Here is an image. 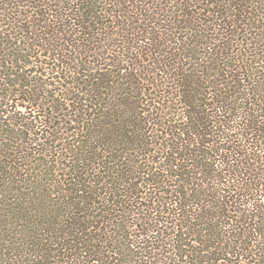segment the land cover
<instances>
[{
	"label": "trees",
	"instance_id": "trees-1",
	"mask_svg": "<svg viewBox=\"0 0 264 264\" xmlns=\"http://www.w3.org/2000/svg\"><path fill=\"white\" fill-rule=\"evenodd\" d=\"M0 264H264V0H0Z\"/></svg>",
	"mask_w": 264,
	"mask_h": 264
}]
</instances>
